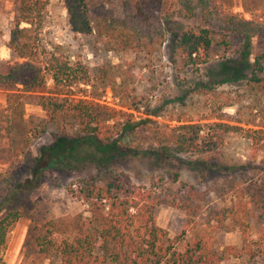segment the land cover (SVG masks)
Returning <instances> with one entry per match:
<instances>
[{
  "label": "trees",
  "instance_id": "16d2710c",
  "mask_svg": "<svg viewBox=\"0 0 264 264\" xmlns=\"http://www.w3.org/2000/svg\"><path fill=\"white\" fill-rule=\"evenodd\" d=\"M164 2L167 7L160 0H121V16L103 17L106 22L103 26L114 34V39L104 37L106 49L114 52L130 49L143 54L148 64L145 62L138 69H150L157 45H163L165 41L164 20L180 8L191 10L196 4H201L205 13L225 12L219 0ZM47 3L48 0H17L7 47L13 56L23 60L10 65L1 76L0 85L10 92L6 94L5 105L0 107V120L3 118L7 123L3 128L5 132L16 129L21 123L23 134L38 138L46 131L44 121L23 118L25 106L34 105L44 112L48 124L57 125L64 134L55 136L52 147H43L40 156L21 149L15 156H21L23 160V177L17 179L16 172L11 170L2 178L0 253L5 248L8 229L20 217L18 210L11 207L18 194L37 188L45 171L65 164L69 155L84 147L92 150L94 157L104 165L95 173L78 178L66 189L72 197L83 202L88 215L79 213L69 220L47 221L44 232L35 239L40 262L49 259V264H221L236 258L264 264V236L257 237L259 232L253 229L256 225H261V230L264 227V182H253L244 187L249 196L247 202L216 207L207 201L212 192L228 195L237 191L246 177L244 172L228 173L238 166H231L221 158L220 148L226 131L221 127L224 124L216 123L212 127L195 123L172 128L169 139L159 142L162 150L126 145L123 138L145 126L148 119L134 122L131 113L94 101V95L91 96L86 87L109 86L118 95L119 106L136 111L143 106L147 108L137 96L129 95L124 86L125 76L132 75L136 69L135 62L126 63L124 69L104 62L91 75L82 60L70 61L67 55L58 51V46L49 47L43 43L39 34ZM63 5L73 33L88 36L96 30L100 32L101 23L95 21L94 14L99 7L94 0H63ZM231 16L237 18L238 15L231 13ZM252 21L264 25V9L254 14ZM217 40L206 26H186L172 49L174 69L207 65L214 46L228 45L226 39ZM249 45L250 37L245 34L239 58L218 62V75L205 84L196 83V86L213 90L219 85L229 86L246 80L256 83L260 94L264 95V79L259 76L264 70V53L255 58L250 76L246 75L245 70L250 66ZM175 98L182 101L184 96ZM68 132L73 135H67ZM250 132L244 133L250 135ZM260 140L257 138L253 143L255 152H264V142L259 145L261 147L257 146ZM132 153L162 157L194 153L196 160L190 163L196 168L227 173L222 179L227 189H221L215 181L202 191L193 185L185 187L181 184L175 192L158 193L135 184L125 172L112 165L120 157ZM161 205L186 213L183 227L174 237L155 221L156 209ZM230 224L240 230V247L219 244L218 235L228 232ZM185 235H189L188 241H185ZM181 244L183 247L180 248ZM0 264H5L1 257Z\"/></svg>",
  "mask_w": 264,
  "mask_h": 264
},
{
  "label": "rangeland",
  "instance_id": "374dc122",
  "mask_svg": "<svg viewBox=\"0 0 264 264\" xmlns=\"http://www.w3.org/2000/svg\"><path fill=\"white\" fill-rule=\"evenodd\" d=\"M164 1L160 0L162 5L167 7L168 4ZM219 3L225 15L215 11L205 13L204 7L196 4L191 10L180 8L175 15L164 20L165 41L163 45H157L150 69L148 67L138 69L139 65L145 62L148 64L143 54L130 49H119L115 52L106 49L104 37L114 39V34L103 26L106 25L103 17L121 16L123 14L121 0H94V4L99 7L94 10L95 21L101 23V28L99 33L96 30L88 36L73 33L67 21L63 0H48L43 14V28L39 34L43 43L49 47L58 46V51L67 55L70 61L82 60L91 75L104 62L112 66L119 65L122 69L126 68V63L135 62L136 69L132 75L125 76L124 86L129 95L137 96L138 101L146 104L147 108L143 106L136 111L119 106L118 95L114 94L109 86L101 87L96 84L94 89L86 87L90 90L91 96L94 95V101L131 113L134 122L148 119L149 122L145 126H140L135 132L123 138L126 145L162 150L159 142L169 139L172 128L195 123L212 127L216 123L224 124L221 127L226 130L220 148L221 158L231 166L233 164L238 166L228 173L244 172L246 177L235 192L228 195L210 193L207 198L208 204L216 207L232 202H247L249 196L244 187L253 182L257 184L264 182V152L253 150V143L257 138H261L257 146L264 142V95L260 94V87L254 82L247 83L246 80L229 86L219 85L213 90L196 86V83L205 84L214 75H218L217 71L220 69L218 62L239 58L245 34L250 37V66L245 70L246 75L250 76L255 66L253 61L264 53V25L262 22L256 24L252 21L253 15L264 9V0H219ZM16 6L17 0H0V81L10 65L23 60L13 56L7 47ZM231 13L237 14V18L231 16ZM186 26H206L214 33L217 41L226 39L228 45L214 46L207 65L177 71L171 62L172 49ZM259 76L264 79V70ZM9 92L10 90L0 85V107L5 105L6 94ZM178 96H184V99L178 101L175 98ZM144 109L147 110L146 113ZM30 117L39 118L46 124V131L38 138H33L31 134H23L20 129L21 123H18L16 129L5 132L3 128H6L7 123L3 118L0 120V195L3 189L1 180L6 171L14 170L17 179L24 175L23 160L21 156H15L16 153L23 149L30 151L33 156H40L43 147L53 146L55 136L64 134L57 125L47 123L44 112L38 106H25L23 118ZM227 126L230 129H227ZM246 130L251 131L250 135L244 133ZM67 135L72 136L73 133L68 132ZM173 151L170 149V152ZM174 154L176 156L170 154L162 157L132 153L120 157L112 165L125 172L135 184L158 193L175 192L181 184L185 187L193 185L202 191L215 181L221 189H227V184L222 180L227 175L226 172L196 168L190 163L196 160L194 153ZM100 163L92 150L82 147L69 155L65 164L56 165L45 171L37 188L29 193L18 194L11 207L18 210L20 217L8 229L6 245L0 253L5 264H49V259L39 261L36 237L44 232L45 223L51 219L69 220L79 213L88 215L83 202L72 197L66 187L74 184L78 178L93 174L98 168L102 169L104 164ZM185 220L186 213L181 209L166 205L158 206L156 209L155 221L167 230L170 237L181 231ZM252 223L253 221L250 225ZM230 225L231 229L228 232L218 235L219 244L240 247V230L236 225ZM253 229L259 232L257 237L264 236V227L261 230V225H256ZM184 239L188 241L189 235H185ZM221 264L252 263L231 258Z\"/></svg>",
  "mask_w": 264,
  "mask_h": 264
}]
</instances>
